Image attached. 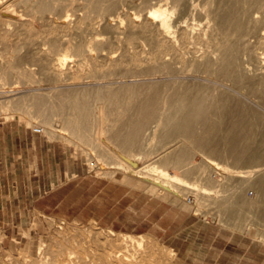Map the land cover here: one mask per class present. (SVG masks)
I'll use <instances>...</instances> for the list:
<instances>
[{"label":"rangeland","instance_id":"1","mask_svg":"<svg viewBox=\"0 0 264 264\" xmlns=\"http://www.w3.org/2000/svg\"><path fill=\"white\" fill-rule=\"evenodd\" d=\"M45 1L49 3L51 2L56 10H54L55 12H53V14L47 15V18L35 16L31 13L30 9L23 4L17 2L11 3L9 0L1 1V4L10 8L11 12L8 16L11 22L14 23L12 26L8 27V31L10 30L9 33L11 34L10 37H7L3 41L0 40V75H4V73L8 71L6 70L8 64L13 63L15 58H19L17 56H20L21 58L29 56V61H24L26 62L25 64L22 62L23 65L20 63L22 66L18 65V67L20 66L21 68L19 67V69L17 67L16 69H22L20 73L18 71L21 79L18 78V73L15 70V73L10 75L11 80L9 83L11 84V82H13L11 86H9L10 84L4 87L0 86V104H6L18 97H26L28 104L26 103L27 101H25L24 107L32 109V112L34 111V121L31 123L26 119H21L22 117L19 113L9 112L10 115H7V113L1 111L0 122L11 120L19 121L27 125L33 132L34 128L43 129L41 125L44 121L43 117L47 115V111L50 109L52 112L48 111V113H50L48 115L51 117L53 116L52 124L54 128L52 129L57 130L60 135L61 131L57 129V126H62L64 119H68L70 124L73 125L70 126L69 124V129L72 133L73 130H75V122L78 117L75 114H71L67 118V116L65 117L59 115V113H54V91L70 88H90L100 84L102 86L110 85L111 83L109 84V80L106 79L103 81L98 80L96 82V80H94L96 75L92 73L94 70V72L97 73V76H100L101 74L103 76L106 71H108L109 67L106 64L105 59H109V63H111L124 57V61L136 60L138 57V60L142 61L141 64L130 66L133 69L132 73L136 74V77L130 78L134 83H148L152 81L161 82V80L164 81L172 77L169 74H166L168 71L166 70V66L154 65L152 63L153 61H144V56H139V52H144L146 54L151 53V47L147 46V41L144 40L145 36H139V34H137L136 37V33L140 32L137 25L148 22L149 32H152L151 35L158 38L156 34H158L160 22L149 21L148 17L150 13L152 11L169 10L170 19L175 21L180 9L183 6L185 7V3H182L181 5L180 2H174V0H117L115 1L116 3H119H117V9L115 11L108 10V12L105 8L103 13L105 18L100 20L102 17H96V15L92 13V10H89V8H92L91 5L95 0L94 2L93 0ZM169 1H173L174 3ZM187 1L188 3L186 7H189V16H187L190 17V15H194L192 19L198 20H192L190 23L195 24L196 26L194 27L196 29H206V26L212 27L213 23H210L212 26L207 24L208 18L206 12V8L211 6V0ZM173 4L175 5V9L173 8ZM201 10L203 11L201 12ZM57 13L58 15H56ZM94 15L96 19L98 18L97 20L93 18ZM118 15L121 16L120 22L113 24L111 19ZM60 16L63 19H61ZM83 16L85 18H83ZM90 19L92 21L94 20V22L90 23ZM184 20L185 19H183V21ZM0 28V35H2L4 33L2 32V27ZM201 31L203 30L201 29ZM128 33L135 35V38L130 42L127 41ZM200 42L201 44H204L205 40L201 39ZM81 44L84 46V52L79 55L76 52V46ZM22 45L23 49L20 51V54L17 50ZM72 46H74L75 49H73L74 47L72 48ZM202 52L203 51L201 50L199 54ZM148 57L151 59V56ZM50 58L52 60H63V58L66 60V63L62 68V74L59 78L54 80L55 82L42 81V76L39 74V67L36 65V62H45L51 60ZM147 66L151 68L152 72L150 71L148 73V75L151 73V76H144L142 74ZM95 67H97V69L99 68L98 71ZM173 67L175 71L184 70L183 63L173 64L171 68ZM123 68L124 70L127 69V67ZM123 68H121L120 73L123 72ZM152 68L156 71H153ZM168 68L170 70V67ZM158 70L161 72H158ZM28 71L35 74L37 73V77L34 75L35 81L37 82L33 80L34 77L31 78L29 76L30 72ZM22 72V75L26 78L22 77ZM26 72L28 75H26ZM21 80H23V82ZM29 82L32 83L30 84ZM88 83H90L89 86ZM124 83L125 78H122V81L120 79L118 84L120 85ZM239 93L246 96L242 99L243 106L260 115V118L264 121V99L255 96L249 97L244 92L240 91ZM40 95H47L48 102L44 106L38 107L36 102L38 97H42ZM34 96H36V98ZM51 98L53 100L52 102ZM87 101L92 105L94 110L98 106L108 107L111 103L106 98L100 101L90 98V100L87 99ZM30 104H32V106ZM35 106L40 108V110L35 108ZM51 106H53V108ZM112 108L111 110L114 111L115 109H119L115 107V109ZM159 108V116L162 117H159L160 119L158 120H160L161 123L166 124L167 122L165 119L167 113L174 111L176 108L175 106L171 107L164 100L160 101ZM44 109L45 113L43 111ZM39 111L41 115L39 114ZM118 111L113 112L111 116L109 115L111 117H109L110 121H114L118 117ZM113 115L114 118L116 117L115 119L113 118ZM70 117L76 118V120L73 121L74 119ZM95 117H97L96 114H92L90 117L91 129L84 132V134L80 131L75 133V138L73 137V139L67 132L64 133L66 134V139H62L59 136L54 137V135H51L48 131L44 132L43 130V134L39 135L44 136L50 141L58 142L69 147L79 159H82L88 164V167L94 176L109 181L119 182L125 187L126 192L132 191L130 192L132 193V196L126 199L125 202L127 206H132V210L127 211L121 224H125V222H136V191H141L146 196L157 199L158 202L168 203L169 205L196 216L202 224L204 223L205 231L200 240L198 254L205 264H264V240L257 238L256 227L253 226L249 233L239 229L237 230L230 226V223L234 221V217L227 214L228 207L238 195L244 198L246 202L249 200L248 203L252 202V205H255L257 192L253 189L250 182L259 169H249L238 166L229 156L211 158L213 159L212 161L216 163L212 164L208 162L210 158H206L201 150L198 151V149L189 148L182 139L166 142L164 140L165 135L162 132H157L154 136L150 135V133L144 134L145 137L142 136L141 146L138 149H135V154H137L136 158H133L132 160L128 159L132 163L134 170L137 173L147 172L153 178H157L153 175L151 169H153V167L161 166V159L166 153L169 152V154H174L180 151H186L187 154L189 153L188 158L184 162L186 164H184V170H188L185 175L186 179L193 183H199L203 178L206 180V183H204L206 185L207 193H204L205 196H203L206 200H201L202 206L204 207H201V211L197 213L193 209L194 205L189 206L185 201V198L187 197H195L193 195L197 193V191H194L193 189L186 188L187 192L185 193V198L183 199L184 202L181 206L164 200L160 195L149 190L135 187V185L128 183L123 172L115 164L117 163L114 159L115 157L108 155L109 153L97 142V134H95V122L97 121V118ZM77 135L78 137L80 135V138H78ZM81 135L83 136L81 137ZM149 138H151V140H149ZM67 139H70L71 141H68ZM214 167H216V169L220 168L223 171L215 172ZM168 171L172 174H175L176 172L172 167H169ZM180 171H183V169ZM136 178L134 177V179ZM199 178L202 179L199 180ZM217 181L219 182L217 183ZM93 187L95 189L96 187H100V185L94 184ZM250 192L253 193V195H250ZM27 203L29 204L28 208H24V202H22L21 208H13L11 210L5 209V211H12L14 214L0 215V264H91L94 259L95 261L97 260L96 262L98 263L99 259H104V253L111 250V247L109 246L111 243L112 246L122 247H125L124 244H127L129 248L128 254L131 257L136 253V258L139 259V264H174V252L167 248L161 240L147 235L113 232L94 223L81 224L75 222L72 220V216L69 214L67 206L62 208L55 215H42L39 214L38 211L48 210L47 201H39L35 207L32 206L34 204L32 201H28ZM166 224H175L177 226L181 224V220L176 219L175 217H168ZM210 225H212L211 232L209 230ZM130 238H133L136 242L144 239V252L142 251L141 253H138V248H136L137 244H134L136 247L131 244L134 241L130 242ZM105 243H109L108 246L105 245ZM138 254L140 255L138 256ZM96 262L92 263L96 264Z\"/></svg>","mask_w":264,"mask_h":264},{"label":"bare ground","instance_id":"2","mask_svg":"<svg viewBox=\"0 0 264 264\" xmlns=\"http://www.w3.org/2000/svg\"><path fill=\"white\" fill-rule=\"evenodd\" d=\"M9 1L25 5L30 9L31 13L40 18H45L56 11L55 6L45 0ZM115 1L117 0H95V2L93 0L94 3L90 4L92 8H89V10H92V13L96 17H102L100 20H103L105 18L103 14L105 8L107 11H115L117 9L118 2L116 3ZM174 2H180L181 5L185 3V7L183 6L180 9L175 21L170 19L169 10L161 11V8L159 9L160 11H152L148 17L149 21L160 22L158 34H156L158 38L152 36V32H149L148 22L137 25L140 32L136 33V37L137 34L145 36L144 40L147 41V46L151 47V53L139 52V56L143 55L144 61H153L154 65L166 66V70H168L166 74L172 76L170 79L161 80V82L134 83L130 78L136 77V74L132 73L133 69L130 66L141 64L142 61H139L138 57L136 60L126 61H124V57L111 63H109V59H105L109 67L108 71L103 76L102 74L97 76L94 70L92 73L96 75L94 77L96 82L106 79L109 80L110 85L102 86L100 84L90 88H70L54 91V113L67 116V118L69 115L75 114L78 117L77 120L76 118H70L74 119L73 121L76 120L75 130L71 129L73 132H76H70L69 127L73 125L70 124L68 119H64L62 126H57V129L61 131L60 135L57 130H53V116L48 115L50 114L48 111L52 112L50 109L46 110L47 115L43 117L44 121L41 123L42 130L44 132L48 131L54 137L59 136L62 139H66V134L64 133L67 132L73 139V137L75 138V133L80 131L84 134V132L91 129L90 117L92 114H96V140L109 153L108 155L115 157L114 159L117 161L115 164L123 172L128 183L135 185V187L149 190L160 195L164 200L181 206L184 202L183 199L185 198L187 189H193L197 191L193 195L195 196L194 199L189 201L187 197L185 201L189 206L194 205L193 209L197 213L201 211V207H204L201 200H206L203 197L207 193L206 180L203 178L199 183H193L186 179L185 175L188 170H184V166L186 165L184 162L188 158L189 153L187 154L186 151L174 154L166 153L161 159V166L151 169V172L157 178H153L147 172L137 173L134 170L132 163L128 159L132 160L136 158L135 149L141 146L144 134L150 133V135L154 136L157 132H162L165 135L164 140L166 142L182 139L189 148L201 150L206 158H210L208 162L212 164L216 163L211 158L229 156L238 166L249 169L257 168L259 170L250 182L253 189L257 192L255 205L253 206L252 202L248 203L249 200L246 202L244 198L238 195L237 197L235 196L236 198H234V201L228 207L227 214L234 217V221L230 223L231 227L249 233L254 226L257 230V238L264 240V121H262L260 115L243 106L242 99L246 96L239 93L240 91L249 97L255 96L264 99V0H211V6L206 8V12L208 18L207 24L213 23V26L211 24L212 27L205 25L206 29H196L194 27L196 25L190 23L192 20L196 21L197 19H192L194 15L188 17L189 7H186L187 0H174ZM174 7L175 5L173 4ZM10 12V8L1 4L0 27H2V32L4 33L0 35L1 41L11 35L8 27L12 26L14 22L12 23L9 19L8 15ZM95 15L93 18H95ZM83 18L85 17L83 16ZM120 19L121 16L118 15L113 17L111 21L113 24H117L120 22ZM183 19L185 20L183 21ZM92 22L94 20L90 21V23ZM134 38V34L128 33V42ZM201 39L205 40L204 44H201ZM22 49L23 45L17 51L20 53ZM201 50L203 52L199 54ZM76 52L79 55L82 54L84 46L82 44L76 46ZM148 56H151V59ZM17 57L19 58H15L14 62L12 61L13 63L8 64L6 69L8 71H4V75H0V86L4 87L10 84V75L15 73L18 65L29 61V56ZM36 63L43 80L40 79L42 81L53 82L62 74V68L66 60L64 58L63 60L51 59ZM176 63H183L184 70L175 71L174 67L171 68ZM123 67H127V69L124 70ZM148 67L142 72L144 76H151V73L148 75L151 71V68ZM168 67H170V70ZM95 68L98 71L99 68ZM121 68H123L122 73H120ZM16 71L20 73L22 69ZM153 71L156 70L153 69ZM28 72H30L29 76L31 78L34 77L33 80L35 81L37 73ZM158 72L161 71L158 70ZM19 73L18 76L20 75ZM26 75H28L27 72ZM22 77L25 76L22 75ZM18 78L21 79L20 76ZM122 78H125V83L119 85L118 83L120 79L122 81ZM21 81L23 82V80ZM29 83L31 84L32 82ZM89 85L90 83H88ZM34 97L36 98V96ZM90 98L97 99L98 101L106 98L111 103L108 107L98 106L94 110L92 105L87 101ZM161 100L176 108L174 111L168 112L167 116L164 115L166 116V124L158 120L160 119L159 117H162L159 116ZM25 101H27L26 97H18L6 104H0V112L4 111L7 115H10L9 112L19 113L22 117L21 119H26L33 123L34 111L32 112V109L24 107ZM47 102V95H43L37 98L36 105L38 104V107H41ZM26 103L28 104V101ZM30 105L32 106V104ZM53 106L51 107L53 108ZM112 107L120 109L118 111L114 108L115 111H118L116 119L114 118L115 114L113 115L114 121L109 120V117L115 112L111 110ZM35 108L37 107L35 106ZM37 109L40 110V108ZM43 111L45 113V109ZM78 138H80V135ZM70 139L67 140L71 141ZM169 167L176 170L175 174L168 171ZM214 168L215 172L223 171L220 168ZM182 169L183 171H180ZM134 177L137 178L134 179ZM132 241L134 242L131 244H137V247L136 245L134 246L138 248V253H141L145 247V240L141 239L136 242L133 238H130V242ZM108 244L105 243L107 246ZM111 244H109L111 250L104 253V259H99L98 263L95 259L92 262H96V264H139L136 253L131 257L128 254L129 248L127 244H124L125 247L112 246ZM92 262L91 264H93Z\"/></svg>","mask_w":264,"mask_h":264},{"label":"crops","instance_id":"3","mask_svg":"<svg viewBox=\"0 0 264 264\" xmlns=\"http://www.w3.org/2000/svg\"><path fill=\"white\" fill-rule=\"evenodd\" d=\"M130 192L119 182L94 176L69 147L19 121L0 122V215L14 214L5 209L21 208L22 202L28 208V201L34 207L47 201L48 210L39 214L55 215L67 206L75 222L161 240L174 252V264H205L198 254L205 225L182 209L136 191V222L121 224L132 210L125 203ZM168 217L181 224H166Z\"/></svg>","mask_w":264,"mask_h":264},{"label":"built area","instance_id":"4","mask_svg":"<svg viewBox=\"0 0 264 264\" xmlns=\"http://www.w3.org/2000/svg\"><path fill=\"white\" fill-rule=\"evenodd\" d=\"M33 132H34L35 134H43V131H42L41 128H34V129H33ZM249 194L252 195L251 192H250ZM188 199H189V201H190V200H193L194 198L190 196V197H188Z\"/></svg>","mask_w":264,"mask_h":264}]
</instances>
